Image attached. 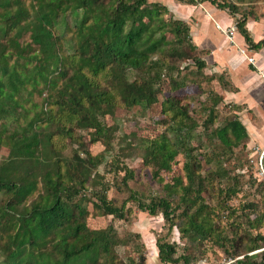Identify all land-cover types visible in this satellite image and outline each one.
Returning <instances> with one entry per match:
<instances>
[{
  "label": "rangeland",
  "instance_id": "374dc122",
  "mask_svg": "<svg viewBox=\"0 0 264 264\" xmlns=\"http://www.w3.org/2000/svg\"><path fill=\"white\" fill-rule=\"evenodd\" d=\"M19 1L20 7L31 12L35 0ZM124 1L131 4L137 0ZM196 1L200 3L193 6L177 0H147L145 6H163L165 11L160 12L164 21L186 23L190 28L191 43L194 42L191 29L199 27L198 23H201L202 18H208L211 26L224 35L230 44L233 43L234 36L229 34L230 28L236 27L240 19L264 7V0ZM213 1L220 5L227 4L228 7L220 10L212 4ZM16 8L17 5L12 0L10 9L15 11ZM257 12L258 16H262ZM1 13H4L3 8H0ZM82 16V10L66 12V25H60L54 30L57 36H62L57 52L58 60L55 63H44L39 74L34 77V82L27 83L20 89L16 97L21 106L16 108L18 118L14 120L15 117L12 116L6 121L0 119V137L5 140V137L13 132H32L36 124H40V132H44L56 146L57 153L53 154V158L79 177L80 166L77 165L79 163L76 164L75 158L83 161L99 158L98 166L91 171V181L86 185L88 189L80 190L71 203L82 202L86 208L84 222L88 229L100 231L108 226L114 228L120 239V245L115 248V264H130L131 260L139 264H160L153 251L156 238L175 246L174 258L189 256L190 264H225L231 260H241L244 261L243 264H257L264 251V242L258 241L257 238L258 234L264 236V192L260 186L264 175L259 164L262 150L249 135L247 140L236 147L223 145L217 139L215 132L224 128L228 121L237 118L233 107L223 99L225 90H233L223 74L215 73L207 66L198 71L192 59L180 58L181 49L178 47L175 54L162 58L166 68L162 71L158 84L153 87L155 103L142 108L123 99L114 89L109 77L106 78L104 74L92 77L85 69L90 79L98 85V90L107 94L112 102V106L105 108L98 116L107 130L106 137L99 138L92 128L66 124L63 129L54 121L49 122L50 110L58 113L57 103L63 98L61 92L66 89L65 80L59 72L70 63L72 48L68 41L74 36V21ZM218 16L228 17L231 26L221 28L216 21ZM146 24H152L151 20L144 19V22L138 23V27ZM13 34L14 31L0 27V54L3 52L5 40ZM172 41L175 42L172 35L166 33V42L170 44ZM19 42L23 45L29 43V33L23 32ZM193 45L195 46V43ZM34 48L32 46V50L26 52V58L23 60L16 59L11 50L6 51L7 57L2 65L13 67L19 75L27 73L36 62L28 56L35 53ZM200 49L201 51L197 48V57L205 62L209 53L205 48ZM251 60L248 59L253 63ZM126 74V80L130 84L140 77V74L134 71H128ZM168 100L176 103L183 112H187L188 118L184 125L174 126L176 120L170 105L166 103ZM162 104L169 113L163 114ZM65 130H70L72 136L69 137ZM161 136H166L167 148L174 153L168 170H160L154 162H148L147 159L148 148ZM8 153L9 148L1 143L0 163L6 160ZM149 158L152 159V155ZM187 162L192 165L194 162L200 164V170L195 174L196 183L200 184L202 190L200 198H196L194 188L186 178L183 167ZM126 171L132 173L134 178L128 180ZM22 172L23 166L19 165L13 171L15 176ZM92 181L97 190H101V186L105 185L107 199L115 207H123V220L106 216L96 209L93 204L97 203V200L91 193ZM43 193L42 184L39 183L34 194L26 199L24 204L29 206L38 201ZM130 195L145 205L159 198L169 200L172 203L175 226L169 231V226L161 215L150 216L141 212L137 203L128 199ZM6 202L8 197L1 194L0 208ZM201 204L204 207L197 211ZM186 211L188 217L203 222L204 211H209L210 221L207 225L210 234L187 235L182 238L181 230L185 228L187 220L184 216ZM212 229L217 233H213ZM16 231L17 228L11 223L10 217L0 222V262L5 258V246L9 243L10 236H14ZM134 234H139V239L134 237ZM233 235H237L242 253L247 252L248 259H242V255H230L232 248L227 240H232ZM46 241L48 243L40 249L48 252L52 249L53 239L50 237ZM137 246H140V250L136 249ZM250 246H256L257 250L246 251L245 248ZM140 254H143L142 259ZM236 261L233 264H237ZM170 264L183 262L179 260Z\"/></svg>",
  "mask_w": 264,
  "mask_h": 264
},
{
  "label": "trees",
  "instance_id": "16d2710c",
  "mask_svg": "<svg viewBox=\"0 0 264 264\" xmlns=\"http://www.w3.org/2000/svg\"><path fill=\"white\" fill-rule=\"evenodd\" d=\"M177 2L193 6L200 3L196 0ZM13 3L17 5L15 11L10 9L12 0H0V8L4 10L0 14V27L14 31L5 40L3 52L0 54V119L5 121L12 116L15 117L14 120L18 118L16 108L21 106L16 97L20 89L25 84L34 82V77L39 74L44 63H55L58 60L57 52L62 36H57L54 30L60 25H66L67 11L82 10L83 16L74 21V36L68 41L72 48L70 63L59 72L65 80L66 89L61 92L63 98L58 100V113L55 114L53 110L49 113V122L54 121L63 129L66 124L88 127L99 138L106 137L107 130L98 116L105 108H110L112 102L107 94L98 90V85L90 79L85 69L92 77L100 74L109 77L114 89L123 99L132 105L146 108L156 101L153 87L158 84L161 73L166 68L162 59L164 56H172L179 47L182 60L192 59L198 71L206 67L205 62L198 58L197 47L191 43L189 26L181 21H164L160 11H165V8L158 4H151L152 8H147V0H137L131 4L124 0H35L31 12L20 7L19 0H13ZM212 4L220 10L228 7L227 4L220 5L214 1ZM144 19L151 20L152 24L138 27V23L144 22ZM236 29L249 45V49L258 51L264 48V40L252 42L245 29L244 18L237 22ZM23 32L29 33L30 42L25 45L19 42ZM166 33L171 34L175 42L168 44ZM167 45L171 47L166 48ZM32 46L35 47V53L28 56L36 62L27 73L19 75L13 67L2 65L7 57L6 51L11 50L16 59L23 60L26 52L32 50ZM128 71L140 74L138 80L132 84L126 80ZM128 85L133 86L127 87ZM166 103L174 113V126L184 125L188 118L187 112H183L181 107L170 100ZM162 112L169 113L163 104ZM40 131L41 125L36 124L32 132H13L5 140L0 137V144L3 143L9 148L6 160L0 163V195L8 197V202L0 208V222L10 217L11 223L17 228L5 246V258L0 264H115V248L120 245V239L114 228L108 226L100 231L88 229L84 222L86 208L82 202L71 203L80 190L88 189L86 185L91 181V171L98 166L99 158H90L87 161L75 158L76 164L79 163L77 165L80 166L79 177L53 158V154L57 153L56 146ZM65 132L69 137L72 136L70 130ZM215 134L226 146L236 147L248 139L245 127L237 118L228 121ZM167 147L166 136L158 138L148 148V162H154L160 170H168L174 153ZM150 155L152 159L149 158ZM17 165L23 166V172L15 176L13 171ZM261 165L264 171V154ZM183 169L190 186L194 188L196 198H200L202 190L195 180L200 164L194 162L192 165L187 162ZM126 173L129 175L128 180L132 179V173ZM92 182L91 193L97 200L93 204L96 209L106 216L123 220V207L117 208L107 199L106 186H101L102 191L97 190L94 181ZM39 183L42 184L44 193L38 201L26 206L24 202L34 194ZM260 186L264 192V180L260 181ZM128 199L136 202L141 212L150 216L161 215L167 222L169 231L175 226L172 203L166 198H159L147 205L132 195ZM203 207L202 205L197 211ZM187 211L184 214L187 219L185 228L181 230L182 238L187 235H209V211H204V222L188 217ZM50 237L53 239L52 249L48 252L41 250ZM134 237L139 239V234H134ZM257 238L264 242L261 234ZM227 242L231 243L232 257L242 255V259H248L247 252L242 253L237 235H233L232 240ZM155 247L160 264L179 260L183 264L191 263L189 256L174 258L175 246L160 238H156ZM136 249L140 250V246ZM245 250L255 251L257 248L250 246ZM139 257L142 259L143 254ZM236 263L243 264L244 261L238 260ZM130 264L139 263L131 260ZM257 264H264V251Z\"/></svg>",
  "mask_w": 264,
  "mask_h": 264
},
{
  "label": "crops",
  "instance_id": "0c3cea01",
  "mask_svg": "<svg viewBox=\"0 0 264 264\" xmlns=\"http://www.w3.org/2000/svg\"><path fill=\"white\" fill-rule=\"evenodd\" d=\"M262 16H258V12ZM245 20V29L253 43L264 40V7L255 10ZM221 28L231 26L228 17L218 16ZM199 27L191 29L193 43L201 51L209 53L206 66L211 71L223 74L233 90L223 93L225 103L233 107V113L245 127L248 135L264 151V48L255 51L249 49L245 39L236 31L233 43L211 26L208 18H202ZM201 25V27H200ZM240 50V51H239ZM251 58L253 63L248 59ZM262 154V153H261ZM154 247V245H153ZM157 259V250L153 248ZM158 261V259H157Z\"/></svg>",
  "mask_w": 264,
  "mask_h": 264
},
{
  "label": "built area",
  "instance_id": "2783aa9c",
  "mask_svg": "<svg viewBox=\"0 0 264 264\" xmlns=\"http://www.w3.org/2000/svg\"><path fill=\"white\" fill-rule=\"evenodd\" d=\"M236 27H231L230 28V30H229V34L231 35V36H233V34L236 32ZM252 61V60H251ZM261 170L263 171V168H262V165H261ZM263 173H264V171H263ZM264 175V174H263ZM236 260H231V261H229L228 263H225V264H233L234 262H235ZM199 264H209V263H206V262H201V263H199Z\"/></svg>",
  "mask_w": 264,
  "mask_h": 264
},
{
  "label": "water",
  "instance_id": "95a60500",
  "mask_svg": "<svg viewBox=\"0 0 264 264\" xmlns=\"http://www.w3.org/2000/svg\"><path fill=\"white\" fill-rule=\"evenodd\" d=\"M263 154H264V151L262 152V154L260 155V158H259V164H260V167H261V160H262V156H263ZM261 169V168H260ZM262 171V170H261ZM262 174H264L263 173V171H262Z\"/></svg>",
  "mask_w": 264,
  "mask_h": 264
}]
</instances>
